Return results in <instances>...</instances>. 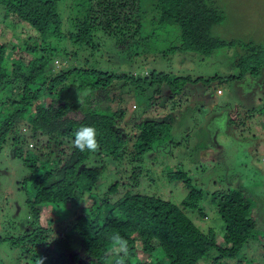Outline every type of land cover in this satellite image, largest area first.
Returning a JSON list of instances; mask_svg holds the SVG:
<instances>
[{
    "label": "trees",
    "instance_id": "1",
    "mask_svg": "<svg viewBox=\"0 0 264 264\" xmlns=\"http://www.w3.org/2000/svg\"><path fill=\"white\" fill-rule=\"evenodd\" d=\"M61 1L68 4L67 0H0V24L5 22L9 28L21 26L18 23H22L24 28L30 26L41 40L31 43L34 36L26 32L23 42L18 38L19 44L9 46L0 41V151L9 135L15 133V125L23 120L30 126L33 137L41 133L54 143L57 139H66L72 144L77 130L93 127L99 143L95 152H81L72 144L68 154L57 151L56 159H47L41 164V157L24 159L31 170L32 181V194L26 204L35 224L45 207H52L56 215L64 209L72 213L74 208L82 205L85 193L95 188L102 173V166H85L91 157L105 156L118 160L127 154L130 138L122 128L128 126L123 111L99 106L104 107L103 103L108 99L105 93L113 82L125 80L115 86L123 89L124 83L130 80L132 86L143 91H150L147 87L158 83V89L150 91L155 98L163 83L180 82L184 86L185 81H190L187 76L173 77L171 81L170 74L157 71L146 72L144 76L115 75L109 71L77 67L51 77L52 71L48 66L58 54L51 40L63 39L64 33L73 43L94 51L100 46V37L104 36L121 51L135 50L151 41L149 36L140 35L142 18L147 11L142 9L141 0H72L70 9L78 6L80 11L75 19L64 14L68 25V32L64 33L58 8ZM151 11L152 18L148 21L154 29H179L178 45L169 48L174 53L208 57L222 48L239 45L243 49L244 44V53L238 60L240 73L232 76V80H243L246 75L255 79L264 75L263 46L211 36V28L224 20V13L212 0H156ZM22 43L23 47L26 45L25 50ZM65 55L70 57L71 52ZM175 117L168 114L162 118H146L135 125L138 134L129 152L133 167L127 177L131 187L138 186L142 158L157 153L161 143L178 127ZM15 136V150L23 157V150L18 146L20 137ZM167 178L181 181L189 188L179 206L160 197L131 191L116 198L118 180L106 192L97 213H86L80 207L79 212L72 214L74 223L69 233L79 240L77 254L69 251L68 240L63 238L52 246L44 247L36 263L119 264L122 258L123 264H198L211 251L217 253L214 263L225 258H237L256 234L255 210L247 195L241 189L212 194L224 223L223 243L219 244L214 230L203 232L184 213V210L198 208L203 192L191 187L190 179L183 171H171ZM104 207L107 215L102 213ZM198 211L202 218L206 217L201 209ZM76 215L77 218L74 217ZM43 233H46L45 228L39 226V232L33 239H30L31 235L17 236L12 244L15 247L27 241L33 245L44 244ZM116 236L126 242V254L113 240ZM26 249L32 252L28 247ZM31 258L36 259L35 253Z\"/></svg>",
    "mask_w": 264,
    "mask_h": 264
},
{
    "label": "rangeland",
    "instance_id": "2",
    "mask_svg": "<svg viewBox=\"0 0 264 264\" xmlns=\"http://www.w3.org/2000/svg\"><path fill=\"white\" fill-rule=\"evenodd\" d=\"M67 1L68 4L66 1L58 4L63 33L68 32L64 14L75 19L80 11L78 6L71 10L69 4L72 0ZM155 2L141 0L142 9L147 11L142 18L140 35L149 36L151 41L138 49L121 51L105 36L100 37V46L95 51L73 43L65 33L63 39L51 40L53 47L58 50L48 66L52 71L51 77L73 67L109 71L115 75L144 76L146 72L157 71L170 74V80L178 76L190 77L184 86L180 82L163 83L155 98L151 92L158 89V83L154 87H147L150 92L135 88L130 80L124 83L123 89L115 86L125 80L122 83L113 82L105 93L109 100L103 103L104 107L101 104L99 106L123 111L128 126L122 128L127 138H130L127 154L118 160L93 156L87 161L88 167L102 166V173L95 188L85 193L86 199L80 207L86 213H97L106 192L118 180L116 198L131 191L160 197L179 206L189 188L167 176L171 171L180 170L188 175L191 187L203 192L198 208L184 210V213L203 232L214 230L219 244L223 243L224 223L212 194L227 189H241L255 210V237L249 240L237 258H225L214 263L217 253L211 251L198 264H264V75L256 79L246 75L243 80H232V76L240 73L238 60L239 55L244 53V44L243 49L239 45L222 48L208 57L169 50L179 43V29L160 30L150 25L148 20L152 18L151 7ZM212 2L224 13V20L211 28V36L264 47V0ZM18 24L21 26L9 28L5 22L1 23L0 41L9 46L19 44L18 38L23 42L26 32L34 36L31 43L41 41L40 35L30 26L24 24L28 26L24 28L22 23ZM68 52H71L70 57L65 55ZM24 55L28 57V54ZM47 99L45 101L49 102ZM212 106L215 109H211ZM137 112L140 114L137 115ZM168 114L176 115V131H172L171 137L161 143L157 153L142 158L141 174L137 176L138 186L131 187L127 177L133 167L129 152L138 134L135 124L146 118H162ZM207 129L208 133H205ZM184 132L187 136L185 139ZM16 134L20 137L18 146L23 150V157L15 150ZM136 145L139 143L136 142ZM71 147V142L66 139H57L54 143L41 133L33 137L26 120L15 125V133L9 135L0 151V264H37L44 247L52 246L63 238L68 240L69 251L77 254L79 240L71 237L69 232L74 223L72 214L79 212L80 207L74 208L72 213L64 209L56 216L52 207H45L40 213L39 222L35 224L26 204L32 194V181L31 170L25 165L24 159L41 157V164L47 159H56L60 151L68 154ZM198 209L206 217L202 218ZM102 213L107 215V208L104 207ZM39 226L46 230L42 234L44 244L33 245L27 241L22 246H13V238L17 236L23 238L31 235L30 239H33L39 232ZM26 247L32 252H28ZM34 253L36 259L32 260ZM158 253L156 255L160 257Z\"/></svg>",
    "mask_w": 264,
    "mask_h": 264
},
{
    "label": "clouds",
    "instance_id": "3",
    "mask_svg": "<svg viewBox=\"0 0 264 264\" xmlns=\"http://www.w3.org/2000/svg\"><path fill=\"white\" fill-rule=\"evenodd\" d=\"M218 93H220V92L218 91ZM136 114L139 115L140 112H137ZM137 118L138 117L133 118V119H137ZM201 129H203V127H201ZM185 134H186V132H184V135ZM186 137L187 136L185 135L184 139ZM72 144H73V146L75 148L79 149L81 152H83L85 150L91 151V152L97 151L98 148H99V143L97 142V139H96V130H95V128H93V127H82L81 129L77 130L76 133H75V138L72 141ZM85 166L87 168H89L87 166V162L85 163ZM91 167H98V166H91ZM113 240L120 244V250L124 251L125 254H126L127 253L126 242L122 241V239L120 237H118V236L113 237ZM119 264H123V259L122 258H121Z\"/></svg>",
    "mask_w": 264,
    "mask_h": 264
},
{
    "label": "crops",
    "instance_id": "4",
    "mask_svg": "<svg viewBox=\"0 0 264 264\" xmlns=\"http://www.w3.org/2000/svg\"><path fill=\"white\" fill-rule=\"evenodd\" d=\"M215 106V105H214ZM212 106L211 109H215V107ZM205 133H208V129L205 131Z\"/></svg>",
    "mask_w": 264,
    "mask_h": 264
}]
</instances>
